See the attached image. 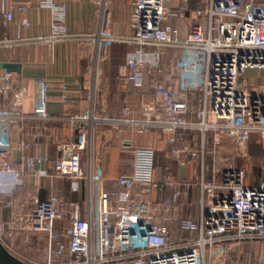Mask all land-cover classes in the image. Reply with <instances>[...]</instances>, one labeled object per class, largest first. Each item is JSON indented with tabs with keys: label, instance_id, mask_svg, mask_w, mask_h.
Listing matches in <instances>:
<instances>
[{
	"label": "built area",
	"instance_id": "1",
	"mask_svg": "<svg viewBox=\"0 0 264 264\" xmlns=\"http://www.w3.org/2000/svg\"><path fill=\"white\" fill-rule=\"evenodd\" d=\"M204 1L206 7L197 11L203 20L193 23L182 38L179 30L170 25L172 13L167 0H134L131 21L134 33L130 41L135 47L127 52L121 68L122 76L142 83L155 71H161L166 50L183 48L186 54L198 51L206 55L201 81H184L179 93L156 80L150 99L142 101L139 118L130 115L127 105L118 115L72 116L75 140L59 146L54 173L49 174L46 169L34 171L59 181L70 180L74 193L81 190L85 181L84 207L78 200L65 198L60 191L44 199L15 198L23 175L8 161L14 144L10 121L0 114V214L7 210L0 221V241L11 252L13 243L22 238L29 244L43 240L47 245V258L36 264H225L228 246L264 242V177L257 185H249L244 168L232 163L222 167L215 164L212 176L206 178L203 164L198 182L199 217L181 219L179 230L175 231L169 225L178 223L171 213V199L163 202L162 214L148 200L152 190L174 184L167 172L160 182L153 179L156 158L153 148L133 150V172L116 180L120 189H105L101 169L95 166L92 136L98 121L136 128L138 132L151 127L172 134L199 129L203 152L211 132L214 154L224 136L242 146L256 134L264 147V91L252 95L238 92L239 81L248 69H264V0ZM32 3L50 12V44L69 37L66 0H0V14L5 22H13L15 13L26 12ZM21 24L29 26L31 22L23 17ZM19 43V38L0 37V48ZM189 70L187 62L183 63L182 71ZM14 83V72L0 69V92L12 89ZM191 86L201 89L202 107L190 104ZM34 89L33 117L45 119L47 84L36 80ZM24 93V90L16 93L18 104ZM168 142L179 158L181 150L175 144L176 138H169ZM185 149L188 151V147ZM84 152L88 153L87 167ZM181 193L176 190V195ZM3 196L6 201L1 199Z\"/></svg>",
	"mask_w": 264,
	"mask_h": 264
},
{
	"label": "crops",
	"instance_id": "2",
	"mask_svg": "<svg viewBox=\"0 0 264 264\" xmlns=\"http://www.w3.org/2000/svg\"><path fill=\"white\" fill-rule=\"evenodd\" d=\"M66 27L69 37L55 44L49 43L51 16L46 9L30 4L26 12H16L13 22H5L0 14V37L20 39L19 44L0 48V69L5 62L19 63L12 89L0 92V114L10 121L13 148L8 154L11 167L23 175V183L15 191L16 199L30 196L47 198L52 192L60 191L65 198L78 200L84 207L87 187L82 182L81 190L74 193L70 180H60L52 176H40L39 169L53 174L60 155L59 146L75 140V124L70 118L75 115L94 113L97 117L118 115L128 106L130 115H142V101L153 94V83L162 78L168 89L181 93L184 81H201L206 69V55L203 52L186 54L183 48H169L165 51L161 71H155L142 83H136L121 75L126 54L135 45L130 41L134 30L131 25L134 14V0H66ZM172 13L170 25L179 30L184 38L193 23L203 20L197 11L206 7L204 0H167ZM27 17L31 24H21ZM189 65L188 73L182 71L183 63ZM36 80L47 84V118L36 119L34 114ZM243 84L264 91V69H248L241 77ZM190 104L202 107L203 93L197 86H191ZM24 90L21 104L16 101V93ZM92 147L95 166L101 169L104 188L120 189L116 180L131 174L134 168L133 150L151 147L156 152L153 179L160 182L167 172L174 184H166L154 189L148 200L164 213L163 202L171 199V213L178 223L170 222L173 230H179V221L191 217L197 220L200 211V187L198 182L205 165V176L210 178L215 164L218 167L232 163L247 171L249 185H257L264 177V149L258 136L253 134L246 156L240 157L239 164L231 156L232 140L224 136L222 144L213 149V134L207 135L203 152L202 133L196 130H178L175 134L151 127L144 132L126 126H111L104 121L94 124ZM176 138V146L181 150L176 158L169 138ZM27 144V146H25ZM188 147V151H186ZM249 157L261 158V165L252 166ZM41 158V159H40ZM84 166H88V153L83 154ZM247 163V164H246ZM249 166V168H247ZM33 169V170H31ZM253 172V173H252ZM191 184V186H187ZM182 193L176 195V190ZM6 201V197L1 198ZM7 210H2L0 221ZM40 242L38 243V245ZM246 245L226 248L225 262L231 261L234 249H239L249 257L250 247ZM241 248V249H240ZM27 262L25 257L13 251ZM234 256V254H233ZM28 263V262H27Z\"/></svg>",
	"mask_w": 264,
	"mask_h": 264
},
{
	"label": "rangeland",
	"instance_id": "3",
	"mask_svg": "<svg viewBox=\"0 0 264 264\" xmlns=\"http://www.w3.org/2000/svg\"><path fill=\"white\" fill-rule=\"evenodd\" d=\"M160 81H162V78H157ZM261 90L255 88V87H251L248 86L246 84H243V82L239 81L238 84V92L243 93V94H247V95H252L255 94L257 92H259ZM210 136L212 135L211 132H209ZM233 144V154H231V156H233L234 159H236V162L239 164H242L241 162H239V158L240 157H244L247 154L248 149L252 150V147H250V142L244 144V145H237L235 142L231 141ZM264 152V149H262ZM248 159V161L250 162H254L252 164V166H256V165H261L263 162H261V158H255L253 157L251 161L249 159V157H246V160ZM261 160V161H260ZM247 164V163H246ZM253 173V172H252ZM40 242V244L38 245V243ZM39 242H32V244H29L27 242H25L22 238L19 239V241L13 243V250L16 251L18 254H20L21 256L25 257V259L27 260V262L29 264H36V263H42L46 258H47V245L45 244V242H43V240L39 241ZM242 245H246L245 248L250 247V251H249V257L244 256V254H242L241 252L239 253V249H236L237 246H242ZM232 247H236L234 249V251L231 253L232 254V258L231 261L229 262H225V260H223L225 262V264H264V242L263 241H247L241 244H237L234 245ZM241 249V248H240ZM234 254V256H233ZM226 257V256H225Z\"/></svg>",
	"mask_w": 264,
	"mask_h": 264
},
{
	"label": "water",
	"instance_id": "4",
	"mask_svg": "<svg viewBox=\"0 0 264 264\" xmlns=\"http://www.w3.org/2000/svg\"><path fill=\"white\" fill-rule=\"evenodd\" d=\"M8 71H19L20 64L14 62H5L1 65ZM0 264H28L26 261L21 259L19 256L11 252L1 241H0Z\"/></svg>",
	"mask_w": 264,
	"mask_h": 264
},
{
	"label": "trees",
	"instance_id": "5",
	"mask_svg": "<svg viewBox=\"0 0 264 264\" xmlns=\"http://www.w3.org/2000/svg\"><path fill=\"white\" fill-rule=\"evenodd\" d=\"M249 166H250V165H248V167H247V168H249Z\"/></svg>",
	"mask_w": 264,
	"mask_h": 264
}]
</instances>
